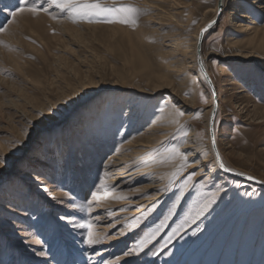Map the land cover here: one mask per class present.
Segmentation results:
<instances>
[{
    "label": "rangeland",
    "instance_id": "rangeland-1",
    "mask_svg": "<svg viewBox=\"0 0 264 264\" xmlns=\"http://www.w3.org/2000/svg\"><path fill=\"white\" fill-rule=\"evenodd\" d=\"M101 3L143 11L73 20L52 0H0V264H264V189L214 168L210 88L175 53L218 0ZM202 54L222 159L264 181V0H226Z\"/></svg>",
    "mask_w": 264,
    "mask_h": 264
},
{
    "label": "snow or ice",
    "instance_id": "snow-or-ice-1",
    "mask_svg": "<svg viewBox=\"0 0 264 264\" xmlns=\"http://www.w3.org/2000/svg\"><path fill=\"white\" fill-rule=\"evenodd\" d=\"M52 2L55 3L58 8L62 10L66 9L68 11L69 17L72 18L73 20L81 19V18L91 19V18L111 17V18L118 19L119 22L121 23H129V22L136 23L139 15L143 11L142 9L134 5H131V4L121 5L119 7L105 5L101 3V0H52ZM19 3H20V0H17V4ZM25 3L27 4V0H25ZM7 6L8 5H5V7ZM13 7H15V5ZM27 10L32 12L33 14L39 11V9L35 7L27 8ZM23 11H25V8L17 7L16 11L12 13V16L15 18L17 15V12H23ZM107 22H112V20L109 19ZM2 31H6V29L0 28V32ZM0 43H3V42L0 41ZM179 114L182 115L183 113H179ZM17 143L19 144L21 142L17 141ZM213 144H215L214 140H213ZM167 151L171 154V156H174V157L178 156L184 162L180 165V168H183L184 164L187 163V157L184 156L182 153H180L179 149L177 148L168 149ZM217 159L218 160L220 159L219 153H217ZM6 163L7 161L5 160V158L0 157V165H5ZM220 166L222 168L225 167L223 164V161L220 162ZM225 170H230V169H225ZM177 171H179V169ZM172 175L174 177L176 173L174 172ZM191 179H192V176L190 175L188 177V180H191ZM185 183L187 184V181ZM95 198L99 199L100 197L99 195H96ZM212 202L213 201L206 202L202 206L198 215H202L203 211L206 210L207 207H209ZM139 223H140V218L138 217L135 220H133L131 223H129L128 227L135 228L137 227ZM80 227H87L91 229L92 225L91 224L80 225ZM157 231L158 230L146 233L142 238L136 241L134 246L131 247L129 251L125 253V255H135V254H139L140 252H142L143 249L155 238ZM99 242L100 241L98 239L93 238V233L89 231L87 243L97 244Z\"/></svg>",
    "mask_w": 264,
    "mask_h": 264
},
{
    "label": "water",
    "instance_id": "water-1",
    "mask_svg": "<svg viewBox=\"0 0 264 264\" xmlns=\"http://www.w3.org/2000/svg\"><path fill=\"white\" fill-rule=\"evenodd\" d=\"M222 12H223V0H219L218 1V10H217V14H216L215 18L212 21H210L209 23H207L201 29V31L199 33L198 41H197L198 65H199L200 69L202 70V73L204 75L206 83L208 84L210 91L212 93V96H213V105L211 108L212 111H211V115H210V119H209L210 120L209 121V126H210L209 131H210V140H211L212 148L214 150V153L216 156V161L219 164V166H220V162L223 160H222V157H221L220 152L218 150V146H217L216 139H215V130H214L215 119H216V115H217V111H218V93H217L216 87H215L211 77L208 75V73L204 67L201 53H202V44H203V40H204V36H205L206 32L219 21L221 15H222ZM213 140L215 141V144H213ZM217 153H219V157H220L219 160L217 159ZM223 164H224V162H223ZM224 166H225V164H224ZM220 168L231 176L242 178L244 180H247L249 182H252V183L257 184L260 187L264 188V182L253 177V176H250L247 174H239V173L233 172L231 170H225V169H229L226 166L223 168L220 166ZM250 177H252V178H250Z\"/></svg>",
    "mask_w": 264,
    "mask_h": 264
},
{
    "label": "bare ground",
    "instance_id": "bare-ground-1",
    "mask_svg": "<svg viewBox=\"0 0 264 264\" xmlns=\"http://www.w3.org/2000/svg\"><path fill=\"white\" fill-rule=\"evenodd\" d=\"M219 1V0H218ZM225 4H226V0H223V8H224V6H225ZM260 7V6H259ZM217 10H218V5H217ZM215 18V17H214ZM214 18H212V20L214 19ZM211 20V21H212ZM206 25V24H205ZM204 25V26H205ZM204 26H202L201 28H200V30L198 31V33H197V35L195 36L196 38L194 39V42H193V45L191 46V51H187L186 49H184V52H180L179 51V49L178 50H175V53H176V55H182L181 57H184L187 61L186 62H184V65H183V68L184 67H186V63H188L189 65H188V67L189 68H191V70H194L195 71V74L205 83V84H207L206 83V80H205V78H204V75H203V73H202V70L200 69V67H199V65H198V60H197V41H198V37H199V33H200V31H201V29L204 27ZM248 27V26H247ZM191 52V53H190ZM189 53V54H188ZM201 55H202V61H203V64H204V57H203V54L201 53ZM183 64V63H182ZM204 67H205V69H206V66H205V64H204ZM206 71H207V73H208V75L210 76V74H209V72H208V70L206 69ZM211 77V76H210ZM212 79V78H211ZM213 81V80H212ZM214 83V82H213ZM208 85V84H207ZM215 85V84H214ZM216 87V86H215ZM217 90V89H216ZM211 92V91H210ZM212 94V93H211ZM213 97V96H212ZM212 108V107H211ZM210 111H212V110H210ZM211 115V114H210ZM209 119H210V117H209ZM158 120V119H157ZM209 121L210 120H207V126H208V131H209ZM158 122V121H157ZM152 130V129H151ZM214 130H215V125H214ZM150 138V137H149ZM215 139H216V134H215ZM209 140H210V131H209ZM216 143H217V140H216ZM217 146H218V143H217ZM196 147V143H195V141H187L186 143H185V145L183 146V149H188V148H195ZM211 147V148H210ZM209 148H210V152H211V158H212V161L214 162V168L218 171V172H220V174H223V175H225V176H229V178L231 177V178H234V179H240V180H243V181H246V182H249V181H247V180H244V179H242V178H239V177H235V176H231V175H229L228 173H226L224 170H222L221 168H220V166H219V164L217 163V161H216V156H215V153H214V150H213V148H212V144H211V140H210V144H209ZM218 150H219V148H218ZM220 152V151H219ZM195 154H193V153H190V157H193ZM221 155V154H220ZM222 157V156H221ZM223 160V159H222ZM207 161H208V159L207 158H203L202 160H201V166H203L205 163H207ZM224 162V161H223ZM225 164V163H224ZM196 165H198V163L197 164H195V165H192V167L193 166H196ZM225 166L227 167V168H229L226 164H225ZM204 167V166H203ZM118 169V168H117ZM120 169V168H119ZM231 171H233V172H237V173H239V174H247V173H244V172H240V171H238V170H235V169H232V168H229ZM135 173H136V171H135ZM115 174V173H114ZM118 174V173H117ZM131 174V173H130ZM116 175V174H115ZM133 175V174H132ZM202 175V173H201V170H199L198 171V173H197V175H196V177H200ZM247 175H249V174H247ZM250 176H252V175H250ZM254 177V176H253ZM115 177H113V179H114ZM120 178V177H119ZM122 178V177H121ZM256 178V177H255ZM258 179V178H257ZM116 180V179H115ZM260 180V179H259ZM262 181V180H261ZM264 182V181H263ZM249 183H251V184H254V183H252V182H249ZM254 185H256V186H259V185H257V184H254ZM151 187V186H150ZM260 187V186H259ZM262 188V187H261ZM226 189V188H225ZM264 189V188H263ZM224 190V189H223ZM224 192V191H223ZM156 197V196H155ZM157 197H159V195L157 196ZM101 253H103V252H101Z\"/></svg>",
    "mask_w": 264,
    "mask_h": 264
}]
</instances>
